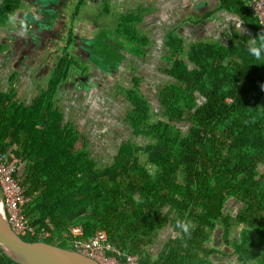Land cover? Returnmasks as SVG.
Returning a JSON list of instances; mask_svg holds the SVG:
<instances>
[{
    "label": "trees",
    "instance_id": "1",
    "mask_svg": "<svg viewBox=\"0 0 264 264\" xmlns=\"http://www.w3.org/2000/svg\"><path fill=\"white\" fill-rule=\"evenodd\" d=\"M10 2L0 4V25L16 9ZM219 7L242 17L252 37L234 33L228 46L205 40L184 48L169 34L166 73L174 81L158 92L161 119L151 121L138 79L121 89L130 106L125 122L144 142H123L109 165L91 157L78 128L54 107L59 84L79 65L70 54L28 103L13 86L0 92V154L19 161L29 197L21 209L31 229L20 235L25 242L64 248L52 237L66 232L73 250L68 229L79 226L83 235L75 239L103 231L139 264H264V59L248 51L264 31L245 0H219ZM117 28L134 40L131 48L144 51L145 40L131 37L125 21ZM91 42L92 55L107 58H92L101 69L114 67L111 54L122 58L126 52L119 46L104 52L98 36ZM180 124L188 127L185 134ZM228 199L241 207L224 208ZM178 220L190 223L188 234L176 235ZM164 228L170 236L160 253L148 255L146 247ZM217 256L226 261H214ZM0 264L16 263L0 251Z\"/></svg>",
    "mask_w": 264,
    "mask_h": 264
},
{
    "label": "crops",
    "instance_id": "2",
    "mask_svg": "<svg viewBox=\"0 0 264 264\" xmlns=\"http://www.w3.org/2000/svg\"><path fill=\"white\" fill-rule=\"evenodd\" d=\"M26 1L29 0L15 1L14 4L16 3V8L17 5L19 6V3L21 5L19 6V8H17L16 11L12 12L8 16L4 24L0 25V62L1 60L6 61L4 59V56L2 55H5V49H7L8 51L10 47L13 55H9L6 58L9 59L12 64L15 62L13 70L16 68L18 69L16 72L14 71L9 75V80H15L14 77L17 76L15 75V73H19L20 71L25 69V67L29 68L26 69L28 71L30 69H32V71L36 69L39 75L38 56H40L45 49L49 52L48 56H50V54L57 53L58 48L62 53L67 48L69 50L67 52L70 55L77 58L78 56L85 55V60L88 59L89 53L84 47V40L96 38L95 32L98 31L97 29L99 27V24L94 19L96 9H91L89 6H94L95 8H97V6H100L103 12L106 14H104L101 10L103 14L100 13L99 18L101 19V16L107 15L111 20L105 21V23L109 24V21H111L110 24L115 25L116 29H118L117 26H119V24H121L123 21H125L128 25L130 23H134V26L136 28H130L133 34L131 37L136 36L139 41H141L142 39L145 40V48L143 52H138V50H134L133 47L131 48V43H133L134 40L131 41V38H129L128 35L121 36L119 33H117L128 43L126 52H124V54L126 53L128 55V62L132 63H143V61L146 62V59L148 58L150 49H152V47L157 48V50H166V54L164 57H162L163 55H158L157 58L158 60L162 58L166 62H168V57L170 56V54L168 52V46L166 45V42L167 36L169 34H173L176 38L180 39L184 48L189 44H195L205 40L219 42L223 46H228V42L234 33L248 36L250 38L252 37V32L249 30L242 17L236 14L235 11H228L224 8H220L219 0H94L92 2L93 5L89 6H84L83 4L78 3L77 11L74 6L72 7V1H68L69 5L71 6L67 5L66 8L63 7L62 12L66 15H68L72 11L76 13L78 12L71 24L72 29L69 30V23L66 20L65 23L62 19L65 15H60V17L58 18V15L56 17L53 16V22L48 25V28H44V30H46L45 33H47V36L45 37L49 39L45 40L44 45H38V41L36 39H32L31 37L27 35L26 37L24 35L25 30H20V32L14 31L15 29H17L15 25L18 24V20L21 19L20 16H17L16 13H21V9L26 4ZM2 2L3 0H1V3ZM108 5L111 6V13L108 11ZM79 10H84L85 12H87V14H80L81 11ZM12 19L17 21L15 22V25L12 22ZM20 23L22 22L20 21ZM40 27L41 26H39L38 28ZM102 28L100 29V33L103 32ZM52 30L55 31L52 32ZM50 34H53L52 37L59 36V38H52L53 42H49L51 38ZM72 35V39H74V37L76 39L71 43L70 36ZM66 36H68V38L65 41ZM16 38L23 40L19 42L20 47H17L14 44L12 45L11 43L12 39ZM115 38L116 40H118L117 37ZM24 39H27V41H24ZM59 44H61V46ZM57 45L58 47L55 48ZM1 48H3L2 51ZM131 52H133V55L131 54ZM46 64H49L48 61L46 62ZM95 64L93 59H91L90 64L86 63L85 65L87 66L83 68V76L81 75V77H79L78 79L73 74H69L68 77L63 80L61 84H59L63 86L62 90H64V86H66L65 84L69 79H74L73 82L75 88H85L87 87V82H89V85L94 86V83H96L98 78L100 77L98 75L101 74V72H106L105 68H98V66L96 65V67ZM54 68L55 66H53L50 72H47V83L52 76ZM89 72L92 76L83 78L85 73L87 74ZM106 74L109 76V73L106 72ZM166 233L168 234L165 228L157 232L152 244L147 246L145 249L148 255L156 256L160 253L162 246L168 239V237L165 238V241L163 243L161 242L162 245L160 243L158 248L153 249V247L156 245L157 239H161V237L163 238ZM222 252L230 253L227 251ZM216 258H218L214 260L216 262H218L220 259H222L223 262L225 261L223 258H219L218 256Z\"/></svg>",
    "mask_w": 264,
    "mask_h": 264
},
{
    "label": "rangeland",
    "instance_id": "3",
    "mask_svg": "<svg viewBox=\"0 0 264 264\" xmlns=\"http://www.w3.org/2000/svg\"><path fill=\"white\" fill-rule=\"evenodd\" d=\"M15 1L17 0H13V2H10V4H13ZM51 2L57 4L54 1ZM51 2L48 1V4H51ZM20 5L21 4L19 3V6ZM89 7L91 9H96L94 19L98 22L99 27L97 29L98 31L95 32V37L98 36L99 39L103 42L101 47L103 51L105 52L112 49V46L126 48L128 46V43L117 34L116 26L111 25V21H109V24L105 23V21L111 19L107 15H104L105 17L101 16V19L99 18V14L103 12L102 8L100 6H97V8H95L94 6ZM107 8L108 11L111 13V6L108 5ZM21 12L23 13V16H21L22 14L19 13L18 15L22 18H26V11L21 9ZM80 14L86 15L87 12L83 10ZM61 15H65L62 19L65 23L66 21L69 23V16L64 14L63 12L61 13ZM20 20L21 19H19L18 24L15 25V22L17 21L12 19V22L17 27V29L14 30L15 32H20V30L27 29L23 23H20ZM129 27L132 29L136 28L134 26V23H130ZM101 28L103 32L100 33ZM121 28L122 26H120V29ZM115 37H117L118 40H115ZM92 40L93 39L87 40V42H90ZM59 45L61 46V44ZM93 46L94 45L92 44V42H90L88 46L91 49L90 51H92ZM57 47L58 45L55 48ZM114 48L115 50H117V47ZM2 49L3 48H1V51ZM44 51L43 53H41L40 56H38L39 75L36 69L34 71H32V69L28 71L26 69L29 68L25 67V69H23L19 73H15V75H17L16 77H14L16 81L13 79L9 80V75L12 74L14 71L16 72L18 70L17 68L13 70L14 63L12 64L11 61H7V63L5 64L4 61L1 60L0 83L2 84H0V92H5L10 88V86H13L15 96L18 99L24 100L25 103H28L29 100L33 96L37 95L40 90L44 91L46 89V83L48 79L47 72L51 71L53 66L56 65V61L62 56V52L59 51V48L57 49V53L50 54V56H48V50L45 49ZM111 53H113V49L111 50ZM117 53H119V51H117ZM149 53L150 54L148 55L146 62H129L130 65L128 67V75L126 73H124L125 75L120 74L118 78L108 80L105 79L104 81H101V83H94V86L89 85V82H87V87L85 88H75L73 82L74 79H69L65 84L66 86H64V90H62L63 86L60 85L59 90L55 95V109L62 113V118L64 122L68 121L70 123H73L78 128L82 137L85 138L86 143L88 144L87 149L89 150L91 157L98 161L101 165H109L113 161V158L116 156L119 146L123 142L127 140H131L136 144H142L144 142L143 137L134 136L132 134L131 129L127 126L125 122V116L126 113L130 110V106L123 98V92L121 91L122 88L120 87H124L126 89L130 88L132 69L134 73L136 71L133 76L137 77L140 82L139 92L141 93V95H143L145 99L150 102L151 121H155L158 118L161 119V108L159 107L157 102V94L162 89V87L173 82L174 79L164 72L165 69H168L170 67L169 63L162 58H160V60H158L157 58L158 55H163L162 57H164L166 54V50H157V48L152 47ZM91 54L92 53H90V55ZM92 57L95 56L92 55ZM98 59L100 61L107 60V58H105L104 56ZM111 60L114 62V64L122 62L121 56H113L112 54ZM47 61L49 64H46ZM184 61L186 64H188L186 60ZM188 68L189 70H191L193 66L191 64H188ZM70 74H73L78 78L81 77V75H79L75 71H71ZM91 76L92 75L89 72L87 74L85 73L83 78ZM145 82H149L152 88L149 89V87L147 89L145 87V84L147 83ZM147 90L149 92L151 91L152 93H147ZM179 128L183 134H185L188 130V127H182V124H180ZM140 158L141 162H145V157L143 155ZM263 168L264 166H260L259 171H262ZM147 169L151 173H153L154 171L152 166H147ZM240 207L241 205L237 203L234 199H228V201H226L224 205V208H230L232 209V212L237 211ZM166 210L167 208L164 209V212ZM69 230L70 229H68V232H70ZM165 230L168 232V234L166 233L163 238L161 237V239H157V243L153 247V249L158 248L160 243H163L165 241V238L170 236L169 229L165 228ZM235 231L237 230H234L233 233H235ZM66 234V232L63 233L60 239L58 238V236L54 235L52 239L55 240L56 244L61 245L66 249H69V236H67ZM215 247L221 249L222 251H230L229 249L225 248L222 244H218ZM224 260L226 261V258ZM231 264L237 263L234 261L231 262Z\"/></svg>",
    "mask_w": 264,
    "mask_h": 264
},
{
    "label": "built area",
    "instance_id": "4",
    "mask_svg": "<svg viewBox=\"0 0 264 264\" xmlns=\"http://www.w3.org/2000/svg\"><path fill=\"white\" fill-rule=\"evenodd\" d=\"M246 2L264 31V0H246ZM6 157L7 155L0 154V191L8 224L20 236L31 230L21 213L29 197L20 184L19 161L14 159L8 161ZM69 231L73 250L99 264H139L136 256L122 253L110 244L103 231L96 232L88 239H75L83 235L79 226L72 227ZM117 257H121L123 261H119Z\"/></svg>",
    "mask_w": 264,
    "mask_h": 264
},
{
    "label": "water",
    "instance_id": "5",
    "mask_svg": "<svg viewBox=\"0 0 264 264\" xmlns=\"http://www.w3.org/2000/svg\"><path fill=\"white\" fill-rule=\"evenodd\" d=\"M48 1H54L55 3L48 4ZM62 0H36V4L32 5L30 12L26 11L28 21L20 20L24 26L30 27V24L35 22L38 27L35 31L29 29L25 31L29 37L36 39L37 41L45 38L43 34L53 22V16L60 17L62 8L56 7ZM70 0H66L68 2ZM72 7L78 6V3L84 6L93 5L92 0H71ZM64 8L69 3L62 4ZM78 9V8H77ZM52 15V16H51ZM54 17V18H55ZM49 35V34H48ZM47 36V35H46ZM0 251L9 260L16 264H99L97 261L82 255L74 250L61 248L56 245L48 244L46 242H25L20 236H18L9 226L7 216L3 206L2 195L0 191Z\"/></svg>",
    "mask_w": 264,
    "mask_h": 264
},
{
    "label": "flooded vegetation",
    "instance_id": "6",
    "mask_svg": "<svg viewBox=\"0 0 264 264\" xmlns=\"http://www.w3.org/2000/svg\"><path fill=\"white\" fill-rule=\"evenodd\" d=\"M71 1V0H70ZM94 0H92V2H93ZM36 2V0L35 1H33V0H29V1H26V4L24 5V7L22 8V10H25V11H28V12H30L31 10H32V5L34 4H36L35 3ZM3 3V2H2ZM65 3H68V2H66V0H62L61 2H60V4L56 7L57 9H61V8H63V5L62 4H65ZM16 4V3H15ZM14 4V5H15ZM16 6V5H15ZM77 7L78 6H76L75 8L77 9ZM17 8H19V6L17 5ZM17 8L16 9H14V11H16L17 10ZM13 11V12H14ZM27 13V12H26ZM17 14V16H19L18 15V12L16 13ZM19 14H22L21 16H23V13L21 12V13H19ZM78 14V12L76 13V12H74V11H72L71 13H69L68 14V16H69V18H68V21H69V26H70V29L69 30H71L72 28H71V24H72V22L74 21L73 19L75 18V16ZM59 15V14H58ZM25 16H26V18H22V17H20L21 18V20L22 21H28L27 19H28V16L25 14ZM97 22V21H96ZM98 23V22H97ZM36 27H38V25L37 24H34V23H32V24H30V27H26L27 29H23V30H30V31H35L37 28ZM23 30H21V31H23ZM55 30H52V32H54ZM51 32V33H52ZM24 35L26 36H28V34H26V33H24ZM47 35V33H44L43 34V36H46ZM52 35L53 34H50V36H51V38H50V40H49V42L51 41V42H53V39H57V38H59V36H57V37H52ZM26 36V37H27ZM72 37H73V35L72 36H70V39H71V43L76 39L75 37H74V39H72ZM53 38V39H52ZM68 38V36H66V38H65V41H66V39ZM47 39H49V38H47V37H45V38H43V39H40V40H38V42H37V44L38 45H44L45 44V40H47ZM22 39H18V38H16V39H12V41H11V43H12V45L14 44V45H16L17 47H20V45H19V42L21 41ZM23 41V40H22ZM24 41H27V39H24ZM86 41V42H85ZM84 41V47L87 49V52L89 53V58L88 59H86L85 60V55H83V56H78V58L77 57H74V56H72V55H68V56H72V58L73 59H75L77 62H78V64L79 65H77V67L73 70V67H70L69 68V73L71 72V71H75V72H77L79 75H83V68H85V66H87V65H85L86 63L87 64H90V62H91V60L90 59H92L93 57H92V54L90 55V53H91V49L88 47L89 46V43L91 42H87V40H85ZM19 45V46H18ZM37 45V46H38ZM10 48V47H9ZM39 49V48H38ZM67 51H69L67 48H66V50L62 53L63 55H64V53L66 52V54H69ZM116 53H117V51H116ZM118 54V53H117ZM9 55H13V53L11 52V49H8V51H7V49H5V55H3L4 56V59L6 60V61H4V63L6 64L7 63V61H9V59H7L6 57H8ZM62 55V56H63ZM123 57H122V62L120 63V62H118V63H116L115 65H114V67H111V68H105L106 70V72L107 73H109V76L106 74V72H101V74H99L98 76H100L99 78H98V80H97V82L98 83H101V81H104L105 79H108V77H109V79L111 78V79H114V78H118V76L120 75V74H123V75H125L124 73H126L127 75H128V73H129V65H130V63L128 62V59H127V54L125 53L124 54V52H123ZM61 56V57H62ZM61 57H60V59H61ZM96 58H100V57H98V56H95ZM60 59L59 60H57L56 61V64L60 61ZM15 63V62H14ZM14 66H15V64H14ZM56 66V65H55ZM166 70L167 69H165L164 70V72L166 73ZM103 71V70H102ZM135 73H136V71H135ZM134 72H133V69H132V77H131V79H130V88H128V89H131L132 88V85H133V80L134 79H138L137 77H135V76H133L134 74H135ZM147 75V74H146ZM76 78H78V77H76ZM139 80V79H138ZM145 83H147V84H145V87L148 89L149 87V89H151L152 88V86L150 85V83L149 82H145ZM139 84H140V82H139ZM60 86V85H59ZM120 88H122V89H125V90H127L126 88H124V87H120ZM147 93L149 92L148 90L146 91ZM140 93V92H139ZM150 94L152 93L151 91L149 92ZM141 94V93H140ZM158 95V94H157ZM145 99V98H144ZM149 104H150V102L147 100V99H145ZM127 124V123H126ZM128 126V125H127ZM129 127V126H128ZM141 145V144H140Z\"/></svg>",
    "mask_w": 264,
    "mask_h": 264
},
{
    "label": "clouds",
    "instance_id": "7",
    "mask_svg": "<svg viewBox=\"0 0 264 264\" xmlns=\"http://www.w3.org/2000/svg\"><path fill=\"white\" fill-rule=\"evenodd\" d=\"M251 44L254 46L249 47L248 51L249 53L254 56L256 59H264V57L261 56L262 51H264V35L259 37V43L255 39L251 41ZM176 227L180 229L179 232H176V235L179 237L181 233L188 234L190 223L184 221V220H178L176 222Z\"/></svg>",
    "mask_w": 264,
    "mask_h": 264
}]
</instances>
